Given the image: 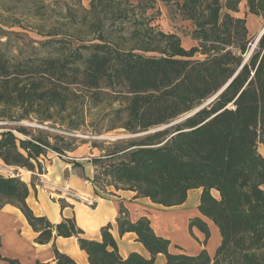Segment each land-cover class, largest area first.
<instances>
[{
	"label": "trees",
	"instance_id": "trees-1",
	"mask_svg": "<svg viewBox=\"0 0 264 264\" xmlns=\"http://www.w3.org/2000/svg\"><path fill=\"white\" fill-rule=\"evenodd\" d=\"M243 1L250 14L264 18V0H91L88 8L79 0H0V24L32 19L29 29L46 38L26 57H10L3 48L8 43L0 42V121L84 131L85 105L109 99L119 107L106 115L108 125L93 132L143 133L175 122L230 81L192 116L115 143L89 160L97 174L94 186L101 176L115 190L133 191L166 208L200 189L197 209L221 237L212 258L204 249L195 255L170 252V240L156 236L147 218L131 222L123 209L118 233H135L149 258L135 252L122 257L110 224L94 240L75 218L53 224L35 215L18 169L42 174L48 149L62 154L70 147L53 146L41 130L26 125L0 132V163L13 169L0 174V209L18 208L37 233L36 243L52 241L56 264H77L57 250V237L76 238L89 264H155L157 254L165 264H264V157L258 152V144L264 146V32L243 64L250 38L245 20L234 15ZM158 2L172 17L191 22L196 46L186 50L177 34L159 29ZM196 54L204 58L194 59ZM188 228L209 238L200 217L190 219ZM0 260L20 264L1 255Z\"/></svg>",
	"mask_w": 264,
	"mask_h": 264
},
{
	"label": "crops",
	"instance_id": "crops-1",
	"mask_svg": "<svg viewBox=\"0 0 264 264\" xmlns=\"http://www.w3.org/2000/svg\"><path fill=\"white\" fill-rule=\"evenodd\" d=\"M64 158L52 159L51 165L47 167L45 179L47 178L51 183V185H47L48 188L57 189L52 186L70 188L77 194L96 200L95 206L88 207L66 199L58 201L52 193L34 184L35 178H37L36 181L39 180L38 175L25 169H19L20 176L24 173L26 176V179H21L29 186L26 203L35 215L45 216L53 224L59 223L63 218H75L76 224L83 230L84 236L94 240H100L101 228L110 224V233L116 240L119 254L124 258L132 252L149 258L150 253L142 243L137 241L135 233L126 232L123 235L118 233L116 218L120 209L126 211L131 222L142 217L147 218L156 236L166 238L171 243L173 242L172 239L185 243V245L180 246L183 249L188 248L187 251H184L186 254L195 255L204 249L208 255L212 256L220 245L221 237L218 228L212 221L203 217L197 209L200 189L190 190L183 204L171 207L175 208L173 210L163 212L159 210L162 206L152 203L148 198L136 197V193L133 191L115 190L110 187L106 189L105 194L99 192L92 184L85 183V181L92 179L91 175L95 174L89 159H87L88 162L81 163L72 157H67L66 160ZM73 161L77 163V166L74 165ZM60 202L64 203V207L61 206ZM194 217L202 218L207 224L209 238L206 241L204 234L196 228H192L195 240L190 237L185 239L184 233L179 231V226L184 229L185 225ZM36 237L37 233L32 230L18 208L5 205L0 209V255L2 257L16 259L20 264H56L53 242L38 244L35 242ZM203 240L205 244L200 245L199 242ZM54 243L60 253L69 256L77 264H89L87 255L80 250L76 238L57 237ZM173 250L170 249V252H181V250L174 248ZM165 263L164 255L157 254L155 256V264ZM0 264L7 263L0 260Z\"/></svg>",
	"mask_w": 264,
	"mask_h": 264
},
{
	"label": "rangeland",
	"instance_id": "rangeland-1",
	"mask_svg": "<svg viewBox=\"0 0 264 264\" xmlns=\"http://www.w3.org/2000/svg\"><path fill=\"white\" fill-rule=\"evenodd\" d=\"M80 4L84 8L89 7V3L91 0H79ZM131 1H136V0H131ZM68 3H75V1H67ZM224 2V0H222ZM156 9L160 11V15L156 17L155 24L158 25L159 29L163 31L166 34H177L180 37L181 40V46L188 50L194 46L197 45V41H195L192 36H191V31L193 29L191 22L189 21H182L180 20L179 17H172L169 14V8L165 6L162 3H157L156 4ZM152 11H149L151 13ZM236 17L243 18L246 22V26L248 28V34L250 38V43H249V50L248 53L244 57V61L247 57V55L251 52V49L253 48L255 41L257 37L262 33L264 30V18L260 16H256L253 14H250L246 8V3L243 1L239 5V11L238 13L234 14ZM50 17L53 19L55 18V14H51ZM32 19H29L28 21H31ZM28 21H22L20 20L19 23L13 24L11 26L9 25H2L0 24V42L1 43H8L7 46L3 47L6 53L11 57V56H18V57H26L30 55L33 51V48H38L39 41H43L46 38L38 35L35 31H32L29 29V22ZM34 23V22H32ZM256 47V46H255ZM255 49V48H254ZM253 52V51H252ZM252 54V53H251ZM250 54V55H251ZM149 56H156L157 54L155 53H149ZM250 57V56H249ZM204 57L202 55L196 54L194 56V59H203ZM212 98V97H211ZM209 100V99H208ZM207 100V101H208ZM205 101L202 105H205ZM87 113H86V119H85V128L84 131H77L74 133L68 132L65 128H54L52 126H49L47 124L45 125H39L33 122L29 121H23L20 124V122H4L0 121V132L8 129H13L17 126L20 125H26L31 128H38L39 130L42 131L41 136L43 138L48 139L51 145L57 146L59 148L65 149V146L67 145L70 147L68 151H65L62 154H58L51 149H48V153L46 158H43V165H44V170L42 174H36L39 177V180L36 181L37 178L34 180V184L39 186V188H42L50 193L53 194L54 198L59 200H72L80 204H84L88 207H94L96 204V200H92L89 198H86V196L77 194L75 191H73L70 188H58L57 186H52L57 189H50L48 188L51 185L50 181L46 178L45 175L47 174V167L51 165L52 159H57V158H64V160L67 159V157H72L75 159H78L81 163L88 162L87 159H92V158H98L101 156L102 151L101 149L108 150V149H113L112 145L115 143H120L122 141H125L126 139H131V138H142L146 132L143 133H136V134H130L126 133L122 129H116L112 130L109 132L103 131L102 134H95L93 132V129L96 127L99 128H104L106 125L109 124L108 119L106 118V115L110 112L111 109H115L119 107L118 102H112L109 99L103 100V102L97 106H89L85 105ZM96 107V108H95ZM177 121V120H176ZM173 122L168 125H164V127H170L173 125ZM166 127V128H167ZM157 129H160L157 128ZM152 129L150 131L157 130ZM165 129V128H164ZM105 130V129H104ZM35 133V132H34ZM35 136L38 134L35 133ZM55 135L65 137V141L58 142L57 140L53 139ZM96 143V145H100V147H93V144ZM258 152L264 157V146L262 144H258ZM118 157H125L124 155H118ZM116 160V159H114ZM75 163V162H74ZM13 169L5 167L2 163H0V174L3 175H10L12 174ZM18 174L20 176V172L18 169ZM92 179L85 181V183L92 184L96 190L102 193L104 192V189L110 188L111 186H108V180L105 178L100 177L101 179L97 181L96 185L94 186L93 180L95 177H97V174L91 175ZM20 178L26 179L25 173L20 176ZM113 188V187H112ZM264 189V185L262 186ZM103 189V191H102ZM114 189V188H113ZM213 196L216 198L218 197V193L215 191H212ZM200 197V196H199ZM218 199V198H217ZM92 203V205H89V203ZM175 207V206H174ZM175 208H166L163 207L160 208V211L166 212L173 210ZM189 224V222H188ZM188 224L185 225L184 229L178 227L179 231L184 233L185 239L190 237L192 240H195L194 235L192 234V230L190 232L189 228L187 227ZM186 229V230H185ZM175 230V229H174ZM184 230V231H183ZM181 234V233H180ZM182 235V234H181ZM214 238V236H213ZM212 239V235H211ZM172 243L170 242V247L169 250H181L182 252L187 251L186 249H183L180 245H185V243H181L179 240L172 239ZM206 241V239H205ZM205 241L199 242L200 245L205 244ZM184 242V241H182ZM177 243V244H176ZM212 244V243H211ZM213 245V244H212ZM206 246V245H204ZM181 248V249H178ZM184 247V246H183ZM174 251V250H173ZM179 253V252H175ZM208 253V252H207ZM215 254V253H214ZM210 256L211 258L214 256Z\"/></svg>",
	"mask_w": 264,
	"mask_h": 264
},
{
	"label": "water",
	"instance_id": "water-1",
	"mask_svg": "<svg viewBox=\"0 0 264 264\" xmlns=\"http://www.w3.org/2000/svg\"><path fill=\"white\" fill-rule=\"evenodd\" d=\"M263 32H264V30L262 31V33L257 37V39H256V41H255V44H254V46H253V48L251 49V52L247 55V57H246V59H245V61L243 62V64L248 60V58H249V56H250V54L252 53V51L254 50V48H255V46L257 45V43H258V40L260 39V37H261V35L263 34ZM230 82V81H229ZM229 82L222 88V89H220L212 98H210L207 102H206V104L205 105H201L200 107H198V108H196L195 110H193V111H191L190 113H188V114H186V115H184L183 117H181L180 119H178L177 121H176V123L177 122H180L181 120H183V119H185V118H187V117H189V116H192L193 114H195L196 112H198L199 110H201L202 108H204L205 106H207V105H209V104H211L221 93H222V91L227 87V85L229 84ZM20 124H23V123H20ZM169 126V125H168ZM167 127V126H166ZM166 127H164V126H162V127H160V129H157V130H162V129H164V128H166ZM154 131H156V130H154ZM154 131H148V132H146V134H148V133H152V132H154Z\"/></svg>",
	"mask_w": 264,
	"mask_h": 264
},
{
	"label": "built area",
	"instance_id": "built-area-1",
	"mask_svg": "<svg viewBox=\"0 0 264 264\" xmlns=\"http://www.w3.org/2000/svg\"><path fill=\"white\" fill-rule=\"evenodd\" d=\"M89 205H92V203L90 202Z\"/></svg>",
	"mask_w": 264,
	"mask_h": 264
}]
</instances>
